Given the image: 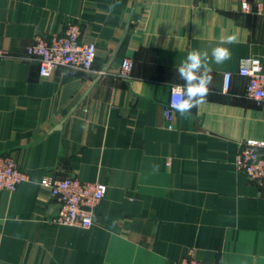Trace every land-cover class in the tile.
Listing matches in <instances>:
<instances>
[{
    "label": "crops",
    "instance_id": "crops-1",
    "mask_svg": "<svg viewBox=\"0 0 264 264\" xmlns=\"http://www.w3.org/2000/svg\"><path fill=\"white\" fill-rule=\"evenodd\" d=\"M0 0V154L28 179L0 190V264H264V184L233 168L246 138L264 139V105L244 95L240 61L264 63V0ZM110 4H116L112 10ZM68 23L96 46L92 71L41 77L24 59L37 36ZM206 102L185 118L163 109L188 52L216 47ZM132 61L128 79L117 75ZM105 69V71H103ZM231 74L223 90V76ZM44 176L99 182L89 228L56 224ZM37 183L33 184L32 181Z\"/></svg>",
    "mask_w": 264,
    "mask_h": 264
},
{
    "label": "built area",
    "instance_id": "built-area-1",
    "mask_svg": "<svg viewBox=\"0 0 264 264\" xmlns=\"http://www.w3.org/2000/svg\"><path fill=\"white\" fill-rule=\"evenodd\" d=\"M243 12L252 10L251 1L260 6L259 0H235ZM80 28L77 24L68 23L61 35L49 38L37 36L25 49L24 59L36 62L41 77L51 76L58 67H71L90 72L93 68L96 46L93 42L82 43L79 40ZM5 52L0 51V58ZM258 62V63H257ZM132 70V61L123 58L119 64L117 75L120 79H128ZM237 74L246 78L244 95L264 105V63L258 57H248L240 61ZM231 74L223 76V90L230 86ZM173 88V87H172ZM170 90L169 99L163 109L167 126L176 112L171 104L178 99ZM236 172L242 173L252 182L264 184V139L246 138L241 141L239 150L233 161ZM28 176L22 171L13 157L0 154V190L14 192L18 185L26 181ZM40 186L47 190L58 207L54 218L60 226H76L89 228L94 224L95 210L104 197V186L99 182H83L73 177L56 178L44 176ZM174 264H206L187 255Z\"/></svg>",
    "mask_w": 264,
    "mask_h": 264
},
{
    "label": "clouds",
    "instance_id": "clouds-1",
    "mask_svg": "<svg viewBox=\"0 0 264 264\" xmlns=\"http://www.w3.org/2000/svg\"><path fill=\"white\" fill-rule=\"evenodd\" d=\"M116 4H110L112 10ZM237 42L235 35L221 37L219 44L211 49V58L207 50L193 49L188 52L179 66H175L176 74L184 81L183 85H174L172 92L178 97L171 107L180 114L187 117L193 108H199L206 102L209 93V85L212 82L211 63L222 64L231 59V50L223 47L224 44ZM258 63V62H257ZM33 184L37 181L33 180Z\"/></svg>",
    "mask_w": 264,
    "mask_h": 264
},
{
    "label": "water",
    "instance_id": "water-1",
    "mask_svg": "<svg viewBox=\"0 0 264 264\" xmlns=\"http://www.w3.org/2000/svg\"><path fill=\"white\" fill-rule=\"evenodd\" d=\"M103 71H105V69H103ZM57 210H58V207H57ZM57 210H56V211H57ZM56 214H57V212H56Z\"/></svg>",
    "mask_w": 264,
    "mask_h": 264
}]
</instances>
